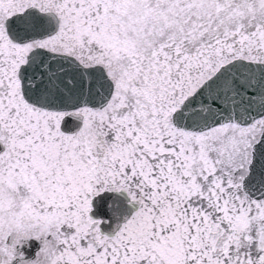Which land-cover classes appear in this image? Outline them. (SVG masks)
<instances>
[{"label": "snow or ice", "instance_id": "obj_1", "mask_svg": "<svg viewBox=\"0 0 264 264\" xmlns=\"http://www.w3.org/2000/svg\"><path fill=\"white\" fill-rule=\"evenodd\" d=\"M0 264H264V0H0Z\"/></svg>", "mask_w": 264, "mask_h": 264}]
</instances>
